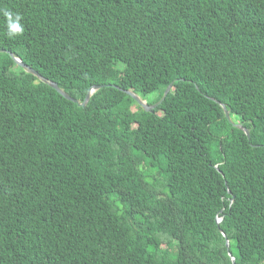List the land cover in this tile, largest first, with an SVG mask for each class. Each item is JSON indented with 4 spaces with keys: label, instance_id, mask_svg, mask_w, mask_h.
Instances as JSON below:
<instances>
[{
    "label": "trees",
    "instance_id": "obj_1",
    "mask_svg": "<svg viewBox=\"0 0 264 264\" xmlns=\"http://www.w3.org/2000/svg\"><path fill=\"white\" fill-rule=\"evenodd\" d=\"M0 50L104 86L0 53V264H264V0H0Z\"/></svg>",
    "mask_w": 264,
    "mask_h": 264
},
{
    "label": "water",
    "instance_id": "obj_2",
    "mask_svg": "<svg viewBox=\"0 0 264 264\" xmlns=\"http://www.w3.org/2000/svg\"><path fill=\"white\" fill-rule=\"evenodd\" d=\"M0 53H8L7 51H4V50H0ZM9 56L12 58V60L17 64L19 65L21 68H23L27 73H31L32 75H34L37 79H39L40 81H42L44 84L48 85L49 87H51L53 90H55L59 95H61L64 99L76 104L78 107H85V105L88 103V101L90 100V98L97 92L99 91L101 88H103L104 86H94V87H91L87 94H86V97H85V100L84 102L81 104L79 103L78 100L74 99V98H71L70 96H68L67 94H65L61 89H59V87L55 84V83H52V82H49L45 79H43L37 72L33 71L32 69L26 67L22 61L18 58H16L13 54L11 53H8ZM172 89V85H169L167 87V89L165 90V93H164V96L161 100V102L166 98V96L170 93ZM117 90L123 94H127L128 96H130L141 108L145 109L146 111L148 112H152L158 105H155V106H148L146 104L145 101H142L137 95L131 93V92H124L122 90H120L119 88H117ZM222 108L224 110V113H225V117L228 121L229 120V114L227 112V110L225 109V107L222 105ZM235 127H239V126H236ZM242 129V128H240ZM242 131L246 134L248 140L250 139V136H249V132L245 129H242ZM215 168L217 169V171L219 173L220 170L218 169L217 166H215ZM222 222V218H217L216 219V223L219 225L220 223ZM220 233L222 234V236L225 238V234L223 233V231L220 230ZM226 248L229 249V241L226 240ZM229 257L231 258V261L233 264H235V259L233 258V256L231 255V253H229Z\"/></svg>",
    "mask_w": 264,
    "mask_h": 264
},
{
    "label": "clouds",
    "instance_id": "obj_3",
    "mask_svg": "<svg viewBox=\"0 0 264 264\" xmlns=\"http://www.w3.org/2000/svg\"><path fill=\"white\" fill-rule=\"evenodd\" d=\"M2 15L5 18V36L12 40L21 37L25 31L21 15L10 10H4Z\"/></svg>",
    "mask_w": 264,
    "mask_h": 264
},
{
    "label": "rangeland",
    "instance_id": "obj_4",
    "mask_svg": "<svg viewBox=\"0 0 264 264\" xmlns=\"http://www.w3.org/2000/svg\"><path fill=\"white\" fill-rule=\"evenodd\" d=\"M121 66V68H122V65H120ZM121 68H119V69H113V70H110L109 71V73H108V75H109V77L110 78H113V79H115V80H118L119 78H120V73H121ZM117 97L118 98H122L123 97V94L121 93V92H117ZM152 97H149V98H147L146 99V104H147V102H149L150 101V99H151ZM142 100V99H141ZM143 101V100H142Z\"/></svg>",
    "mask_w": 264,
    "mask_h": 264
}]
</instances>
